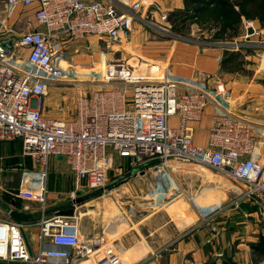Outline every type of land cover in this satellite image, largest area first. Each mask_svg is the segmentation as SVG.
I'll return each mask as SVG.
<instances>
[{"label": "built area", "instance_id": "1", "mask_svg": "<svg viewBox=\"0 0 264 264\" xmlns=\"http://www.w3.org/2000/svg\"><path fill=\"white\" fill-rule=\"evenodd\" d=\"M20 5L34 7V21L44 31L31 30L11 38V50L5 47V39L0 40V142L20 143L22 157L43 168L50 158H61L74 176L72 202L78 192L107 188L114 157L125 160L130 168L157 162L158 166L147 167L155 179L163 166L173 163L168 158L180 157L230 183L235 188L232 206L246 203L264 212V135L257 137L252 125L233 113L229 91L221 82L210 89L166 73L158 80L142 69L134 75L128 63L115 61L109 66L120 68L124 76L110 71L106 78L124 79L129 92L110 87L87 96L78 94L75 121L44 118L48 88L76 77L62 65L68 47L88 37L112 45L127 41L135 20L148 24L137 15L146 6L142 0H5V17L10 18ZM149 6L161 11L153 3ZM159 19L167 23L168 16L160 13ZM158 27L168 31L163 25ZM242 29L246 39L257 33L251 20L242 19ZM228 46L238 48L234 42ZM23 50L26 57H18L16 52ZM208 107L213 110L208 142L199 147L194 142V126ZM46 176L41 174L33 191L20 190L16 197L44 205ZM42 214L40 246L35 253L24 241V225L0 222V239L6 234L1 262L84 264L99 252L95 264H123L118 255L105 252L102 240H83L74 221ZM66 227H73V232L66 233Z\"/></svg>", "mask_w": 264, "mask_h": 264}, {"label": "crops", "instance_id": "2", "mask_svg": "<svg viewBox=\"0 0 264 264\" xmlns=\"http://www.w3.org/2000/svg\"><path fill=\"white\" fill-rule=\"evenodd\" d=\"M83 1L91 2L93 0ZM148 3L149 5L153 3L159 7L161 11H154L152 17L157 21V27L163 25L167 27L168 31L164 32L158 27L156 32H154V36H159L160 38L151 39V32L149 30L147 31L148 28H146V23L135 20L129 39L117 45H110L111 53L114 55L117 52L114 48L118 47L125 48L126 50V46L128 45V48L131 47V55L126 53L129 59L128 62H142L145 60L154 63H162L163 68L158 66L161 68V71H164L166 74L203 83L210 89L216 82L223 83L225 88L229 91L231 110L233 113L249 122L256 136L263 139L264 71L259 72L258 68L264 58V52L256 54V64L251 67L248 63L254 59L251 54L246 55L242 52L238 53L234 51L232 47L228 46L229 43L236 42L237 38H234L231 42H227L228 45L223 46L219 44L220 42L209 40V38H211V33H206V31L202 30L198 25L190 22L180 24L179 19L181 13L184 11L183 0H149ZM4 5L5 0H0V40L5 39L7 41L5 45H10V48H7L8 50L12 48L9 42L11 38L18 37L20 34L31 30L44 31L43 27L38 26L34 21V7L29 9L20 5L16 8L12 16L6 19L3 15ZM150 8L153 7L151 6ZM159 12L167 14V23L160 22ZM172 14L178 15L175 25L172 24L171 21L173 18ZM255 22L253 21L254 27ZM238 28V33L239 31L240 34L243 33L242 22ZM173 29H182L180 31L193 39H186V37L180 35L176 36L171 33ZM250 40L252 39L250 38ZM87 43L98 44L100 42L96 37H88L85 40L73 42L66 51L65 62L62 63L66 65V69L71 70L70 68H72V66H70L69 63L72 62L74 58H80L81 55H85L84 52L78 55L77 53L79 49ZM104 43L106 46V42ZM247 43H249V41ZM96 52L100 53V51ZM233 52L239 54L238 58L235 59L237 61L235 69H232L233 66L229 68L230 66L228 65V61L231 58L230 56H232L231 53ZM16 53L18 57L22 56L21 58H25L27 55L26 50ZM102 54L103 53L99 54L100 59H103V57H101ZM69 55L70 57H68ZM94 55L95 54H93V56ZM224 63H226V65ZM72 69L76 72L77 76L78 69ZM148 69L149 68L144 72L148 73ZM154 69L155 68H153V70ZM80 70L86 69L80 68ZM90 74H92V72H89L87 75L89 76ZM89 82L93 83L92 81ZM66 85L67 83H60L51 85L48 88L43 111L45 119L66 123L73 122L77 119L78 109L75 100L78 94L87 96L95 91L109 89L91 88L92 90H90L88 89L90 85L88 86L83 83L78 84L76 89L69 93L68 88L65 87ZM212 111V107H208L200 122L194 126V142L199 147L207 146ZM175 122L176 119H171V123ZM2 149L4 152L0 151V159L6 156H14L18 153L19 149L21 151V146L18 142H0V150ZM17 161L16 159H12L7 165L0 167V174L3 175V180H8L10 172L17 171L22 174L23 177H27L25 182H28L30 186L33 185L34 187L39 185L41 177L39 173L43 172L41 170H45L44 172L47 174V196L44 205L35 201L6 198L5 195L3 199H0V222L9 224L16 223L15 219L10 214L16 213L22 215L25 221L21 220L16 224L24 225L22 235L26 245L32 253H35L40 246L38 234L39 224L43 217L42 211L47 218L60 217L67 222H75L76 218V220H78L76 225L79 233H81L80 222H82L83 228L88 225L91 229L94 227V224H99L100 219L98 217L96 220L88 219L89 214L93 213L95 210L93 202L98 200V198L96 199L95 193L79 192L80 195L77 196V200H80V203L74 207V217L60 215L61 212L71 207L70 204L72 201L69 195L76 190L74 176L61 158H50L47 163V168L36 165L29 157H23L22 165L18 166L19 162ZM31 163L37 166L33 171V165ZM121 163L127 164L125 160L114 157V177L123 172L125 178H128L127 185L130 188L126 189V193L123 194H136V198H141L140 201L145 203L140 204V207H138L139 210H146L149 200L153 201L150 204H157L159 208L165 205L171 207L172 203V207H174V201H176L177 197L173 195L175 193L174 191L172 193L171 189L169 190L171 183L165 172H161L157 176V179H155L152 175L154 173L147 169V167L151 166L152 162L146 163L141 168H130L127 165L128 169L126 171H123L124 166H122ZM17 168H20V171L16 170ZM121 176L118 178L123 179L124 177ZM137 178L139 180H136ZM130 181H132L133 185L128 184ZM164 183L169 187L166 191L164 190ZM115 185H117L116 187H118V189H122L123 185H126V183H112L108 188L113 187L112 189L114 190ZM137 185L138 187L142 185L145 191L143 192L137 189L135 187ZM147 192L148 194H146L145 197L144 193ZM80 208H83L81 210L82 213L77 214ZM159 208L157 210H159ZM232 210L235 212L226 213L225 215L215 214L212 223L207 221L199 225L195 230L188 231L185 234L182 233L176 238L170 239L162 248L159 247L161 243L158 239H156L155 242L151 240V242L149 240V235L145 236V234H143V231H147L145 226L147 222H149V217L156 215H140V217L135 220H130L128 217L124 219H110L108 220L111 226L110 232L108 236H103L105 238L104 240L103 238L101 239L103 243L102 246L105 248V252L108 251L112 253L115 252L114 249H116L124 254H141L140 258H142L143 255L150 254L146 259H140L139 262L133 264H264V224L258 219L256 212L253 211V207L246 203L234 206ZM117 212L119 214V210H117ZM141 212L143 213L146 211ZM80 216L84 219H81ZM102 223L103 222L100 223V227ZM176 225L178 229L181 230L180 224L176 223ZM162 229H164L163 222L160 227H157L158 231ZM93 235L89 236L88 239L96 238V236ZM157 236L156 238H160L163 242L164 232L157 234ZM106 243L109 245H106ZM157 247L159 250H157ZM154 250H157V252L153 254ZM84 264H92V262L88 261L84 262Z\"/></svg>", "mask_w": 264, "mask_h": 264}, {"label": "rangeland", "instance_id": "3", "mask_svg": "<svg viewBox=\"0 0 264 264\" xmlns=\"http://www.w3.org/2000/svg\"><path fill=\"white\" fill-rule=\"evenodd\" d=\"M145 5H144L145 7H143V10L139 11L137 15L140 17L143 16L144 18L142 17V19L148 22V24H146V28H148L147 31L149 30L151 32L150 33L151 39L160 38L159 36L158 37L154 36V32H156V29L158 27H157V21L152 17V13L156 10L154 8H150L149 3ZM4 13L5 10L3 9V15ZM256 22H255V29L257 33L253 34L252 36H249V38L246 39L243 38L244 32L240 34L239 31V33H237L236 35L237 40L236 42H234L237 43L238 48L236 49L235 46L233 47V50L237 51L238 53L242 52L243 54L246 55L251 54L253 56L252 58L254 59L248 62L250 64L249 66L251 67L255 66L256 64V59H257L256 54H260L264 52V27L261 26L258 21ZM180 30L182 29H173V32L171 33L176 36L180 35L182 37H186V39H193L191 37L186 36ZM210 33L212 34V32H209V34ZM250 38L252 40H250ZM209 40H211V38H209ZM248 41L249 43H247ZM99 42L100 43L98 44L87 43L83 45L81 49H79V52L77 51L78 52L77 55L81 54L82 52H84L85 55H81L80 58L76 57L72 60V62L69 63V65L72 66V68L78 69L77 71L78 75L75 78L69 79V82L65 86L66 88H68L69 93L73 92L74 89H76V87L78 86V84H83V83L87 84L88 86L90 85L88 88L90 90L96 88L107 89L113 87L129 92L130 86L125 83L124 79L116 78V79L107 80L106 78V76H110V71L116 72L118 76L120 75L124 76L120 68L114 69V67L109 66L110 63L115 61L122 62L123 64L128 63L130 65V66L127 65L128 67H130L128 69L131 70V72L134 75L139 73L138 70L140 71V69H142V71H145L147 68H149L148 73H150V75L154 79L156 78L159 80L162 78L163 74L165 73L164 71H161V68L159 67L161 66L163 68L162 63H154L145 60L142 62L141 61L128 62L129 59L127 58L126 53H128V55H131V50H130L131 47L128 48L129 47L128 45L126 46V50L125 48H121V47L114 48V50L116 49L117 52L113 55V53H111L110 51V46L108 47L107 45V42H106V46L104 43L105 41L99 40ZM239 44L241 46H239ZM96 51H100V53L99 52L97 53ZM101 53H103L101 55L103 59H100L99 54ZM93 54L95 55L93 56ZM68 57H70V55ZM132 64L134 65L133 67ZM62 65L64 67L66 66L65 64ZM72 68H70L71 70L68 69L69 73L70 74L76 73L73 71ZM80 68L86 70H80ZM153 68L155 69L153 70ZM89 72H92V74L88 76L87 74H89ZM89 81H92L93 83ZM0 151L4 152L3 149ZM10 157H14V158H10ZM12 159L18 160L17 161L19 162L18 166L23 164L22 163L23 157L21 155L20 149L18 150V153L15 154L14 156H6L5 158L2 157L0 159V167L7 165L9 161H11ZM36 165L39 164L36 163ZM121 165L124 166L123 171L124 170L126 171L128 169L126 163H121ZM156 166H158L157 162L151 163V168ZM36 168L37 166L33 165L32 171L35 170ZM161 169L162 172H165L167 178L170 180V183L172 185L171 186L170 183L168 182L170 185L169 188L168 185L164 183V190L166 191L168 190V188L169 190L171 189L172 193L173 191L175 192L173 195L177 197L176 201H174L175 203L174 207H172L173 206L172 203L171 207L165 205L159 208L157 204L155 205L150 204L153 201L149 200L148 201L149 204H147L148 206L146 210H139L138 207H140V204L145 202L140 201L141 198H136V194L133 195H130L128 193L123 194L126 193L127 191L126 189L130 188L127 185L128 178H125L123 172L120 175L114 177L115 171L113 170V172L109 173V178L106 185L107 188L103 192H95L96 199L98 198V200L93 202V205L95 206L94 208L95 210L93 213H90L88 216V219L90 220L91 219L96 220L98 217L100 219L99 224L98 223L94 224V227L91 229V227L88 225L84 226L83 228V224L82 222H80L81 238L83 240H86L89 238V236L94 234L93 236H96L97 239L101 240L103 238L104 240L105 238L103 236H108V233L110 232L109 230L111 226L109 223L110 221H108L110 219H115V218L124 219L125 217H128L130 220H135L139 218L140 215H156L149 217V222H147L145 226L147 231H143V234H145V236L149 235L150 241L152 240L153 242H155L156 239H158L159 242L161 243L159 247L162 248L170 241V239H174L182 233L185 234L188 231L195 230L199 225L204 224L207 221L208 222L210 221L212 223V220H214L213 216H215V214L225 215L226 213L235 212L234 210H232L234 208V206H232V201H233L232 199L234 197V193H232V191L234 192L235 188L230 183L220 178L215 173L185 163H172L163 166ZM16 170L20 171V168L19 169L17 168ZM41 171L43 172H40L39 174H43L45 170L42 169ZM119 176L124 178L123 179L118 178ZM2 177L3 175L0 174V199H3L4 195L6 196V198L17 199L16 196L20 192V190L33 191L32 189H35L34 188L35 186L34 187L33 185L30 186L28 182H25L27 180V177H23V175L17 171L10 172L8 176V180H3ZM136 180L139 179L137 178ZM119 182L120 184L126 183V185H123L122 189H118V187H116L117 185H115L114 190L112 189L113 187L108 188V186H110L112 183L119 184ZM128 184L133 185L132 181H130ZM135 187L140 191L143 192L145 191L142 185L140 187H138V185ZM146 194H148V192L144 193L145 197ZM158 208L159 210H157ZM82 209L83 208L78 209L77 214H81ZM116 209L119 210V214ZM141 211H146V212L142 213ZM253 211L256 212L258 219L261 221L262 224H264V212L258 207L253 208ZM81 217L82 216H80V218ZM207 217L208 219L205 221L204 219H206ZM77 222L78 220H76L75 218V223L77 224ZM101 222L103 223L101 224L100 227ZM162 222L164 225V229L158 231L157 227H160ZM176 223L180 224L179 226L181 227V230L178 229ZM162 232H164L163 242L160 238H156L158 237L157 234H161ZM106 245L109 244L106 243ZM114 250L116 253L115 252L113 253L119 256L123 264H133L135 262H139L140 259H146V257L150 256V254H148V255H143L142 258H140L141 254H136V255L124 254L119 250L116 249ZM157 250H159V248ZM157 250L156 251L154 250L153 254L156 253ZM103 252L104 250H102L100 254L104 255ZM97 254H99V252L95 254H91L89 259L92 262V264L96 263ZM0 263L6 264L1 261Z\"/></svg>", "mask_w": 264, "mask_h": 264}, {"label": "trees", "instance_id": "4", "mask_svg": "<svg viewBox=\"0 0 264 264\" xmlns=\"http://www.w3.org/2000/svg\"><path fill=\"white\" fill-rule=\"evenodd\" d=\"M183 5L179 23H194L206 33L212 32L214 42L227 43L236 38L242 19L258 21L264 27V0H183ZM172 17L175 25L178 15ZM231 54L228 65L235 69L239 54Z\"/></svg>", "mask_w": 264, "mask_h": 264}, {"label": "water", "instance_id": "5", "mask_svg": "<svg viewBox=\"0 0 264 264\" xmlns=\"http://www.w3.org/2000/svg\"><path fill=\"white\" fill-rule=\"evenodd\" d=\"M247 32H248V34H252V30L251 29H249ZM5 47L9 49L10 45H5ZM167 161H171L173 163H185V164H190V165L196 166V164L194 162L186 160V159H183V158H180V157H170V158L167 159ZM79 195H80V193L78 192L77 196H79ZM79 203H80V200L73 201L70 204L71 207L68 210H65V211L61 212L60 215H64V216H68V217H74V213H75L74 207L77 206V204H79ZM10 215L15 219L16 223H19L21 220L25 221V219H23L24 217H22V215H19V214H16V213H11ZM65 232L66 233L73 232V227H66L65 228Z\"/></svg>", "mask_w": 264, "mask_h": 264}, {"label": "bare ground", "instance_id": "6", "mask_svg": "<svg viewBox=\"0 0 264 264\" xmlns=\"http://www.w3.org/2000/svg\"><path fill=\"white\" fill-rule=\"evenodd\" d=\"M143 1V3L144 4H147L148 2H149V0H142ZM117 44H119V43H116V45ZM107 45H108V47L110 46V45H112L110 42H107ZM260 59V58H259ZM258 71L259 72H263L264 71V58L262 59V62L260 63V66H259V68H258ZM257 71V72H258ZM5 237H6V234H5V232H4V235L1 237L2 239H0V252H1V250H3L4 248H5Z\"/></svg>", "mask_w": 264, "mask_h": 264}]
</instances>
